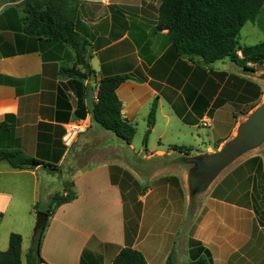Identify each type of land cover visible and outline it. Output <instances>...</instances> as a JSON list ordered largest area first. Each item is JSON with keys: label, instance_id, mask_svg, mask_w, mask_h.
<instances>
[{"label": "crops", "instance_id": "1", "mask_svg": "<svg viewBox=\"0 0 264 264\" xmlns=\"http://www.w3.org/2000/svg\"><path fill=\"white\" fill-rule=\"evenodd\" d=\"M22 1L0 0V123L7 115L14 116L7 143L43 162H58L60 170L68 169L72 173L68 189L76 194L74 201L56 208L48 219L42 264H112L126 247L141 252L147 264H166L173 251L175 264H188L200 255L194 250L190 256L185 252L191 233L212 255L213 264H264V207L256 197L254 169L264 168V148L240 158L245 171L235 170L224 178L226 184L242 180L246 185L244 203L209 197L204 219L193 232L183 230L185 177L180 166L174 176L181 188L152 186L143 199L139 222L120 183H133V179L115 154L126 143L94 121L86 102L91 87L96 103L103 77L128 76L117 91L122 115L135 128L143 118L146 134L150 130L147 144L143 141L141 148L128 145L129 153L136 152L145 162L165 160L176 156L169 148L177 146L191 150L180 159L211 156L234 141L243 123L264 104L263 84L248 78L246 72L259 64L225 59L201 68L178 57L167 31L157 28L158 0H78L77 32L89 42L78 67L70 47L24 34L18 11ZM250 24L252 30L244 37ZM241 38L243 47L264 43V6L256 22L244 26ZM238 56L242 60L241 51ZM85 65L95 75L83 82L88 114L80 120L76 117L75 79L67 71L85 72ZM153 104L157 111L150 127ZM160 119L171 125L170 134L175 133V141L166 146L161 137L159 143H152ZM73 126L77 128L73 143L65 148L63 138ZM184 128L185 139L180 137ZM42 168L17 170L0 163V230L8 211H13L9 221L21 219L26 205L22 196L24 190H30L23 177L32 182L29 210L45 202V196L53 203L54 195H44L40 186ZM68 189H63V195ZM14 232L9 228L2 232L0 251Z\"/></svg>", "mask_w": 264, "mask_h": 264}, {"label": "trees", "instance_id": "2", "mask_svg": "<svg viewBox=\"0 0 264 264\" xmlns=\"http://www.w3.org/2000/svg\"><path fill=\"white\" fill-rule=\"evenodd\" d=\"M158 1L160 6L157 28L159 31H167L178 57L187 58L201 68H205V65L210 67L225 59L236 63L264 65V43L249 47L240 44L242 29L246 24L256 22L264 0ZM79 7L78 0H24L18 5L23 32L30 37L66 45L73 49L81 60L86 54L89 42L77 32ZM240 51L243 54L242 60L238 56ZM85 69V72L76 68L67 71L69 76L75 79L78 98L76 117L80 120L86 119L88 114L85 105L86 87L83 82L95 75L88 65H85ZM128 79V76H108L101 79L92 117L104 130L112 132L127 145H131L136 128L124 119L122 102L117 95L120 86ZM156 111L157 105L153 104L148 116L150 127L155 123ZM13 122L14 116L7 115L0 123V163H8L17 170H33L41 166L58 170L57 164L30 157L19 147H12L7 143L14 130ZM149 133L150 130L144 139L145 145ZM260 190L264 200V172L260 174ZM75 199L73 190L67 191L64 196H54V208L46 211L48 219L53 216L56 208ZM47 226L48 221L45 228L35 236L26 264L44 263L41 258V246ZM0 264H23L20 234H10L8 250L0 251ZM112 264H147V261L141 252L126 247L115 257ZM166 264H175L173 254L169 256ZM188 264H212L211 255L205 252Z\"/></svg>", "mask_w": 264, "mask_h": 264}, {"label": "rangeland", "instance_id": "3", "mask_svg": "<svg viewBox=\"0 0 264 264\" xmlns=\"http://www.w3.org/2000/svg\"><path fill=\"white\" fill-rule=\"evenodd\" d=\"M251 26V24L247 25V27L244 29V37L250 34V31L252 30ZM240 44L244 45L242 38L240 40ZM80 62L81 61L78 59V67L80 65ZM250 68H252V70L246 71L248 78H254L255 81L263 84L264 86V65H254L253 67L250 66ZM166 123V120L160 119L159 127L152 137V143H159V137L162 138V146H166L169 143L175 141V133L170 134L168 130L169 128H171V125L166 126ZM243 124H246V121ZM136 129V135L132 144H134L136 148H141L147 131L146 122L143 118L139 119ZM185 130L187 129L184 128V131L182 130V136H180L183 139H185L186 137ZM208 132L209 131H206V134ZM162 135H164V137ZM232 144L237 145L235 144V141L230 140L220 152H216L211 156H198L191 159H186L185 157H182V159H180L179 157L181 155L190 154L191 150L185 147H180L179 149V147L173 146L169 148V151H173L176 156L171 158L167 157V159L165 160L154 159L151 162L143 161L141 155H138L136 152L129 153V151L131 152V150H129V146L127 144L124 145V150H122V146H118V151L115 154L123 162V169L127 171V174H129L133 179V183L129 182V184L120 181L121 187L124 193H126L125 198H127L128 196V199L130 200L131 212L133 215H136L137 221H141L142 213L144 210L143 199L148 193L149 189H151L152 186L159 184L177 186L176 180L178 181V183L180 181L174 175L177 174L175 170H178L180 166H182L185 177L183 181L182 191V198L184 203L182 218L183 230L189 233L193 232V230L196 229L197 225L200 224V222L204 219V217L208 213L207 211L209 210L206 207L207 202L209 201V197L219 199H223V197H226L227 200H230L232 202L238 204L244 203L245 199L243 194L246 190V185L242 183L241 179L235 181L231 180L229 184H226L224 178H226L229 173H233L235 170H237V172L245 171L246 169L243 167L244 165H242L244 160L240 158H242V156H250L256 151L264 148V141L259 146L250 148L242 152V147H231ZM67 147L68 146H66L65 148ZM236 154L238 156H235ZM228 160L232 161L227 164ZM74 163L75 162H71L69 165H71L72 167L74 166ZM73 169H75V167ZM254 169L257 170V175L255 177V180H257L255 182L256 187L260 192L259 193L258 191H256V197H258V200L261 203L260 205L264 207L263 194L260 190V174L264 172V168L258 167ZM71 176L72 173L69 172L68 169L64 168L60 170L59 168L55 171L52 169H46L45 167H43L39 171L38 175L40 186L42 190H44V195L49 192L54 196H64L63 189H68V187H70ZM27 178L29 177L22 178V180L29 183L30 190H24V195L22 196L23 203L25 202L26 205L20 213L21 219L15 220L14 222L9 221V219L13 217V211H8L5 215V219L0 230V236L2 232L8 228L13 229L15 231L14 233L20 234L22 236L23 264H26L27 255L29 254L30 249L33 247V240L35 238L34 228L37 222L38 214L46 213V211L53 209V203L46 201L48 200L46 199L47 196H45L44 198L45 202H39L38 206L30 207V210L28 209L27 205L33 199V191L31 186L32 182ZM178 188H181V186ZM69 190L72 189L70 188L68 189V191ZM28 223H30L29 226ZM28 227L29 232H26V228ZM191 236L192 233L190 234V238L188 240V244H186L185 250L188 256H190V253L193 250L194 252H196V255L208 252V250L202 245V242L196 239H192ZM8 248L9 240L7 246H5L3 248L4 250H1V252L7 251ZM172 254L175 257L174 251L172 252Z\"/></svg>", "mask_w": 264, "mask_h": 264}, {"label": "water", "instance_id": "4", "mask_svg": "<svg viewBox=\"0 0 264 264\" xmlns=\"http://www.w3.org/2000/svg\"><path fill=\"white\" fill-rule=\"evenodd\" d=\"M87 107L89 111H93L95 107L94 92L90 87L87 94ZM235 144L231 147H242V151L259 146L264 141V104L250 117L249 121L244 124L238 132ZM235 156H238L237 154ZM232 160H228L229 164ZM48 221L46 213H39L34 228V236H37L44 228Z\"/></svg>", "mask_w": 264, "mask_h": 264}, {"label": "built area", "instance_id": "5", "mask_svg": "<svg viewBox=\"0 0 264 264\" xmlns=\"http://www.w3.org/2000/svg\"><path fill=\"white\" fill-rule=\"evenodd\" d=\"M75 130H77L76 126H73L71 128V130H69L68 132H66L64 138H63V142L64 145L66 146H70L73 143L74 137H75Z\"/></svg>", "mask_w": 264, "mask_h": 264}]
</instances>
